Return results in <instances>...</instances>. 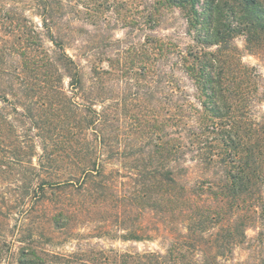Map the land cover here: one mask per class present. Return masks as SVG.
Returning <instances> with one entry per match:
<instances>
[{
    "label": "trees",
    "instance_id": "obj_1",
    "mask_svg": "<svg viewBox=\"0 0 264 264\" xmlns=\"http://www.w3.org/2000/svg\"><path fill=\"white\" fill-rule=\"evenodd\" d=\"M168 3L195 31L181 70L197 103L181 90L180 116L168 110L164 142L148 138L156 132L147 136L144 127L155 126L141 118L139 130L124 127L121 135L122 116H136L127 107L121 115L114 101L104 105L100 82L88 88L63 37L48 36L50 50L26 18H0V102L29 100L16 113L32 124L21 130L0 108V163H30L40 147V168L57 176H39L36 191L60 194L53 216L60 229L89 223L95 238L147 242L165 233L170 241L165 253L119 251L120 264H198L199 252L204 264H224L238 249L247 253L244 264H264V120L250 117L261 99L233 43L242 36L248 52L264 56V0ZM40 15L50 30V17Z\"/></svg>",
    "mask_w": 264,
    "mask_h": 264
},
{
    "label": "rangeland",
    "instance_id": "obj_2",
    "mask_svg": "<svg viewBox=\"0 0 264 264\" xmlns=\"http://www.w3.org/2000/svg\"><path fill=\"white\" fill-rule=\"evenodd\" d=\"M48 6L52 12L44 13ZM0 9L4 10L0 18L6 19L7 12L26 18L29 27L45 36L44 46L50 50L55 48L48 36L64 38L66 51L81 65L88 88L100 82L105 89L104 105L114 101L120 105L117 110L121 115L127 107L136 116L133 121L122 116L121 135L124 127L139 130L141 126L136 121L141 118V125L150 122L155 126L154 130L148 125L145 130L141 128L147 136L156 132L148 138L164 142L168 110L180 116L181 90L197 103L196 91L181 70L183 52L192 46L195 31H190L186 13L168 0H0ZM40 14L50 17V30L44 27ZM233 43L240 61L252 73L251 84L258 87L256 94L262 100L252 103L254 114L250 117L263 122L264 56L248 52L242 36ZM80 97L83 98L80 94L77 100L83 103ZM9 100L0 102V108L11 119L20 120L17 125L21 130L31 129V122L16 113L23 112L22 107L26 108L30 101ZM175 132L174 139L179 140L180 133ZM42 155L38 146L32 164L0 163V264H120L119 251L167 252L171 244L165 233H155L152 241L132 242L95 238V225L89 223L73 229L56 226L53 216L60 194L47 189L40 197L36 191L39 176L49 180L57 176L47 167L45 171L40 168ZM109 166L127 172L120 162ZM65 199L81 203L74 196ZM103 255L108 257L107 263ZM246 257L247 253L238 249L232 258H223L222 262L244 264ZM196 258L198 264H204L206 255L199 252Z\"/></svg>",
    "mask_w": 264,
    "mask_h": 264
}]
</instances>
